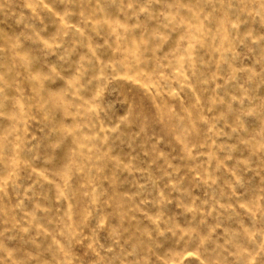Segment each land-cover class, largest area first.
<instances>
[{
  "label": "rangeland",
  "instance_id": "obj_1",
  "mask_svg": "<svg viewBox=\"0 0 264 264\" xmlns=\"http://www.w3.org/2000/svg\"><path fill=\"white\" fill-rule=\"evenodd\" d=\"M0 264H264V0H0Z\"/></svg>",
  "mask_w": 264,
  "mask_h": 264
}]
</instances>
